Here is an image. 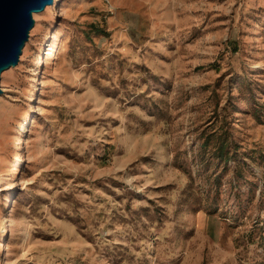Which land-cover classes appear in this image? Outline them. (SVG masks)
Instances as JSON below:
<instances>
[{"label":"rangeland","instance_id":"374dc122","mask_svg":"<svg viewBox=\"0 0 264 264\" xmlns=\"http://www.w3.org/2000/svg\"><path fill=\"white\" fill-rule=\"evenodd\" d=\"M29 18L0 69V264H264V0Z\"/></svg>","mask_w":264,"mask_h":264},{"label":"water","instance_id":"95a60500","mask_svg":"<svg viewBox=\"0 0 264 264\" xmlns=\"http://www.w3.org/2000/svg\"><path fill=\"white\" fill-rule=\"evenodd\" d=\"M30 1L36 0H0V49L9 52L14 36L18 34L17 27L23 22L22 8ZM47 0L46 4H51ZM30 22V19L28 20ZM24 33H22V37Z\"/></svg>","mask_w":264,"mask_h":264},{"label":"bare ground","instance_id":"6f19581e","mask_svg":"<svg viewBox=\"0 0 264 264\" xmlns=\"http://www.w3.org/2000/svg\"><path fill=\"white\" fill-rule=\"evenodd\" d=\"M54 2L55 0H52L51 3ZM46 3L47 0L30 1L27 3L26 6H24V8H22L21 13L24 15V19L22 24L17 27L18 34L14 36V38L11 41L10 51L5 52L0 49V69H2L3 66L11 62L13 58L20 53V44L23 38L22 33H25L28 27H30L29 25L31 24V22L28 21L30 19L29 17H31L33 11H40L44 9V7L47 5ZM20 142L21 139H19L15 145L17 146Z\"/></svg>","mask_w":264,"mask_h":264}]
</instances>
